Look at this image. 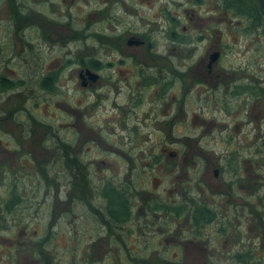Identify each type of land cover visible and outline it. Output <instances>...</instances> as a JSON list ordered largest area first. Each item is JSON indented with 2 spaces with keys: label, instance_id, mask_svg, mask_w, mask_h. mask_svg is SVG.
Masks as SVG:
<instances>
[{
  "label": "rangeland",
  "instance_id": "obj_1",
  "mask_svg": "<svg viewBox=\"0 0 264 264\" xmlns=\"http://www.w3.org/2000/svg\"><path fill=\"white\" fill-rule=\"evenodd\" d=\"M79 2L82 1L73 0L71 6L69 5L73 20L68 25L73 30L69 31L66 26L57 27L59 28L57 34L52 32L45 37L42 31L39 34L37 29L35 30L34 25L37 22L34 18H18L17 15L30 14L29 8H33L38 11L43 10L46 15L55 17L53 12H49L48 5H44L41 0H0V73L3 72L15 80H23L22 85L0 92V264H7V257L11 252L14 264H40L41 260H44L45 264H209V262L190 259L185 262L167 258V261H160L150 253L146 261L131 260L134 259V252L131 250L135 247L142 248L143 242H148L149 238L159 235L158 230H154L155 227L151 232L148 228L142 230L145 216L136 217L130 224L123 226L124 230L121 232L125 237L124 242L128 246L129 254L125 255L122 246L117 247H121L120 251L118 249L116 251L112 240L101 238L106 229L105 224L102 225L103 223L100 222V215L103 214L102 205H105L106 201H100L97 194L102 185L114 182L112 178L119 174L118 170L121 174H131L138 183L137 175L143 173L141 170L145 166L139 165L140 160L144 162L145 158L146 162L154 163L152 159L154 155L145 156V151L149 148L148 153L151 150L161 151L159 145L162 141L167 143L165 144L168 147L167 151H173L183 141L185 147L197 145L198 150L203 153L197 154L202 160L196 166L198 170H203L206 161H209L212 155L214 160H217L218 157L225 159L230 154H234V147L232 145L228 147L225 142L231 143L237 140V137L252 140L251 134L244 132L239 135L235 129L229 135L212 132V115H215L216 119L221 118L223 112L219 109H222L225 103L219 97L214 101L218 104L217 108L211 112L212 75H207L203 69L210 51L216 50L219 51L220 57L217 58L212 71L218 73L219 77H261L260 69L264 66V33L252 29L246 17L233 16L232 13L223 10L220 0H169L170 14L180 11V7L184 9L185 39L183 44L175 43L173 50L168 49L167 62H172L174 68L182 69L185 79L193 76L200 79L198 82L201 84L186 92L187 100L183 101L184 113L176 119L177 126L172 128L171 132L165 133L167 123H163L165 125L163 133L156 129V123H160L162 118L161 110L158 109L155 113L157 118L153 115L152 123L148 129H142L137 139L138 145L145 147L136 146L130 151L132 157L138 159L139 156V159L134 163H125L121 157L120 162H116L114 157L117 153L113 149L114 143L121 141L124 147L127 140L122 137L123 132H120V139L115 138L116 124L111 106L114 98L113 79L117 75L121 78L127 76L132 78L135 77L133 74L135 72L129 74L130 70L127 69L117 74L116 70L110 68L97 70L103 77L100 82L86 89L79 86L75 63L67 65L58 55L71 51L67 57H73L74 61L80 60L84 55L88 56L96 47L100 50L101 47L97 43L101 38L94 36V32L103 31V34L111 36L113 34L110 32H113L114 26L113 22H104L108 24L110 31L108 32L104 26V29L99 30L100 17L98 20L96 14L90 15L83 21L78 17L76 20L74 12L84 14L95 5L93 0ZM30 16L33 17V12ZM135 22L134 26L139 27L138 18ZM243 29L247 30L244 32ZM40 35H43L42 38ZM56 36L60 38L54 40ZM111 41L113 44V40ZM110 48L112 47L101 48L105 52L100 58L102 56L103 59H112ZM136 49V53L141 55L142 48L136 47ZM157 49H160L159 46ZM125 50L128 51V48ZM37 58L41 63L45 62L41 67L36 64ZM200 61L202 64L198 66ZM194 66L198 69L192 71L191 68ZM51 72L55 73V76L53 87L49 90L40 83L43 75ZM113 73L117 75L114 76ZM227 99H225L226 104ZM229 106L231 110L234 109L232 105ZM249 144L251 146L250 142ZM70 148L72 150L69 151ZM122 150L129 154L124 148ZM256 150L258 149L248 150L251 159L249 163L253 168L249 173H259L263 180L260 182L261 185L254 188L248 196L247 205L252 208L249 215L254 217L258 216L256 213L259 208L264 207V161L262 165L258 164L256 170L254 162L257 161V156L259 157ZM63 152H71V155L77 158L76 162L72 165L69 161H64ZM124 157L128 156L124 154ZM3 158L6 160L4 161ZM151 167L153 169L148 170L146 178L152 174L156 175L161 179V186L155 187L157 182L155 179L142 185L154 191L153 193H159L165 186L171 189V185L175 183L180 185L183 177L189 181L185 182L193 184L188 177H182L184 171L190 173L188 174L190 176L192 171L184 169L182 173V170H178L170 175L172 173L170 167L163 165L162 168L159 164H152ZM226 169L216 182L212 181V191L219 188L226 189L223 185L228 177ZM165 170L169 174L167 177L164 176ZM70 172L77 177L71 180L72 187L70 184L65 188L66 180L72 179ZM250 179L257 185L256 179ZM176 184L174 187L179 193L180 188ZM82 185L84 188L80 190ZM175 188H172V195L168 198L172 199L175 196ZM195 189L198 190L197 187ZM68 191L73 194L70 198ZM255 192L258 196H255ZM195 194L197 195V192L193 195ZM206 194L205 192L199 196L203 201L211 203L212 198ZM82 197L91 205L101 208L98 211L100 213L96 214L87 208L81 201ZM239 199V197L234 198V201ZM8 200H10L9 209H5L4 204L6 201L8 203ZM79 200L81 204L77 202ZM240 203L239 200L238 204ZM52 204L54 207L51 211ZM221 206L222 213L228 210L231 214L235 210L231 206H228V209L226 206ZM261 214L264 217V213ZM235 215L238 216V220L242 219L239 214ZM232 226H236L235 221ZM237 226L236 229L242 231V237L254 234L252 226L246 231L248 226L241 220ZM184 227L178 221L168 226L167 234L162 237L168 236L172 239L177 236L179 229L183 230ZM220 231L215 232V228L210 231L215 238L213 241L209 240L211 246L214 243L217 250L224 251L223 255L217 251L220 254L214 263L237 264L234 259L227 258L229 251L223 242L225 239H230V236L237 237L236 234H223ZM152 232H156V235L151 236ZM227 243L229 244V240ZM171 248L168 243L161 247L152 246V250L159 249L165 257L171 254ZM85 249L88 255L82 259L80 253Z\"/></svg>",
  "mask_w": 264,
  "mask_h": 264
},
{
  "label": "flooded vegetation",
  "instance_id": "obj_2",
  "mask_svg": "<svg viewBox=\"0 0 264 264\" xmlns=\"http://www.w3.org/2000/svg\"><path fill=\"white\" fill-rule=\"evenodd\" d=\"M41 1L44 5L49 6V12H53L52 14H54L56 18L46 15L43 10L38 11L33 8H29V12H33V17L30 16L31 12L30 14L19 13L17 17H24V19L34 18L37 22V24L34 25L35 30L37 29L39 34L42 31L45 37L52 32L57 34V30L60 27L66 26L69 31L73 30L72 27L68 25V23L73 20L71 11L69 10V5L71 6L73 0ZM75 1L89 2L91 0ZM93 3H95V5L88 11H85L86 13L74 12V15H76V20L78 17V19L83 21L90 15L96 14L98 20L100 17L99 21L101 26L99 30L106 27L108 32L110 31L109 26L104 22L114 23L113 32H110L113 35L107 36L103 34V31H96L93 34L103 40L101 41L100 39V42L97 43L101 48H105V46L112 47L109 52H111L110 54L113 55V58L103 59L102 56L100 58V55L105 51L101 48L98 50V47L88 56L84 55L81 57L80 60L73 61V57H67L71 54V51L67 53L63 52L62 55L58 56L62 60H65L64 62L67 65H73L75 63L77 77L79 72L85 69H89V71L95 74L97 73L94 79H90L84 74L78 77L79 86L84 89L95 85L103 79L99 72L103 69L110 68L116 70L117 74L127 69L130 70L129 74L135 72L133 73L135 77L132 78L131 76L121 78L116 73H113V75L116 74L117 77L113 79L112 86L114 98L111 105L113 107V117L116 124L115 138H119L121 135L120 132H123L124 136L122 137L127 140L124 143V147L121 141H116L114 143L113 149L116 150L117 153L114 159L116 162H120L122 157L125 163H134V161L136 162L139 159V156L138 159L132 157L130 151L136 146L140 148L144 146L138 145L137 139H139L142 129H148L152 123L153 115L157 118L155 115L156 111L158 109L161 110L160 115L162 117L160 123H156V129L163 133V126H165L163 123H167V126H165V133H168V131L171 132L172 128L177 126L176 124L178 122L176 119L184 113L183 101L187 100L185 98L186 92L195 89L197 84H201L198 82L200 79H196L193 76L185 79L182 69L174 68L172 67V62H167L168 49L171 48V50H173L175 43L177 45L179 43H184V9L180 7V11L170 14L169 0H93ZM137 18L140 22L139 27L134 26L136 25L135 21ZM35 21H33L34 24ZM42 36L43 35H40L41 38ZM58 38L60 37L56 36L54 40ZM111 40H113L114 45ZM158 46L160 48L159 50L157 49ZM136 47L142 48L141 55L136 53ZM125 48H128V51L125 50ZM217 52V58H219V51ZM158 58L160 60H158ZM217 58L215 62H212V65L211 63L208 65V62H206L203 69L207 75H212L211 112L217 108L216 106H218V104L214 101L219 97H221L222 102L225 103L223 108L219 109L223 112L221 118L216 119L215 115H212V132L216 131V133L219 134L227 133L229 135L232 134L231 131L234 132L235 129L239 135L244 132L251 134L252 140L248 141L247 139L244 140L243 138L237 137V140L231 143L224 141L228 147L230 145L234 147V154H230V156L225 159L218 157L217 160H214L212 155V158L206 161L207 166L204 163L205 166L203 170H198L196 166L200 163V160H202L199 155H197L202 152L198 150L197 145L193 144V147H185V142L183 141L173 151H167L168 147L165 145L167 143L162 141L159 145L161 151L152 152L151 150L148 153L150 148L148 151H145V156L154 155L152 158L154 163L146 162L147 159L144 157V162L140 160L141 163H139V165L144 164L145 166H143L144 169L141 170L143 173L137 175V179H139L138 183L136 179L131 177V174H121L120 170H118L119 174L112 178L114 180V197L112 200L114 201V210L117 213V219L112 223V231H108V228L105 226V234H103L101 238L105 237L108 240H112L116 251L117 249L120 251L121 247H117L122 246L124 249L123 252L127 256L129 254V249L124 242L125 237H123V232H121L124 230L123 226L125 224H130L136 217L140 218V216H145V222L141 227L142 230L144 231L148 228L151 232V229L155 227L154 230H158L159 234L156 237L149 238L148 242H143L142 248L135 247L134 250H131L134 252V259L131 258L133 261L136 259L146 261L150 253V255L156 257V259L160 261H167L168 259L177 262H185L190 259L192 261L200 260L204 263L209 262V264H215L214 262L217 261L216 257L220 254H218L217 251H220L222 255L224 252L220 249L217 250L214 247L216 245L212 243L211 246L209 242L210 239H212V241L215 239L213 238V232L212 234L210 232L212 228H215V232L221 230L223 234L230 233L236 234L235 236H237H230V239H225V241H223L224 245H227V251H229L227 257L229 260L234 259L237 264H264V217L261 214L264 213V207L259 208V211L256 213L258 216L254 217L249 215L252 212L250 211L252 208L250 205H247L249 201L248 196H250L253 189L258 188L261 185L260 182L263 181L259 173H249V171H253V168L252 164L249 163L251 159L249 158L248 150H250V148L258 149L256 152L259 157L257 156L258 159L254 162L257 170L258 164L262 165L264 161V66L260 69L262 73L261 77H219L218 73L212 71L217 62ZM36 60L37 63H35L40 67L41 64L45 63L44 61L41 63L38 58ZM169 64L171 65L169 66ZM201 64L202 62L200 61L198 66ZM196 66L192 67L191 70H197L198 68ZM47 74L49 73H45L43 77ZM169 74L171 76L168 77ZM2 77L5 79H14L6 76L3 72L0 73V78ZM40 85L42 84L40 83ZM226 98H228L227 104L225 101ZM229 105H232L234 109L231 110ZM69 106L72 107V105ZM195 116L198 117L197 114H195ZM5 148L6 147H4V149ZM123 148L127 150L129 154L124 153L122 150ZM55 149L57 150L58 147ZM196 149L198 152L195 151ZM70 150H72V148H70L69 151ZM123 153L128 157H124ZM163 153L165 154L161 157L160 155ZM184 154L186 156H184ZM63 155L65 156L64 161H69L72 165L76 162L77 158L72 156L71 152H63ZM3 160L5 161L6 159L3 158ZM169 160H171L170 163ZM222 161H225V163L222 164ZM152 164H159L161 167L163 165L170 167V171L172 172L170 175H173L174 171L178 170H182V173L184 169L192 171L191 176L188 175L190 173H185L184 171L182 177H188L189 180H192L193 184H189V181L187 179L185 180L183 177L180 185L175 183L176 186L180 188L179 193L174 187L175 184L171 185V189L165 186L159 193H153L154 191L146 189V187L142 185L144 182L149 181L150 183L151 180L155 179L157 181L155 187L161 186V179L157 178L156 175L152 174V176L146 178L148 170L153 169L151 167ZM162 168L159 169L162 170ZM225 168H227L226 170L228 171L226 182L223 183L226 189L219 188L216 191H212V181L216 182ZM70 169H72V167H70ZM129 171L130 169H128V172ZM70 174L72 179L66 180L65 188L68 185L70 186V184L72 187L73 182H71V180H73L75 176L77 177V175H74L72 172H70ZM168 175V171L165 170L164 176L167 177ZM250 178L256 179L257 185L253 184ZM253 185L255 186L252 187ZM195 187H197L198 190H196ZM172 188L176 189V197L174 196L175 198L173 197L171 199L168 198V196L172 195ZM195 192H197V195H193ZM205 192L207 196L212 198L211 203L205 202L200 198L199 194L202 195L205 194ZM67 194H69V198L73 195L69 193V191ZM213 196H215L217 200H215ZM255 196H258V194L256 193ZM97 197H99L100 201L104 200L100 192L97 194ZM238 197L241 201L240 204H238L239 200L234 201V198ZM81 199V201L85 203V206L92 212H96L97 214L101 209L94 204L91 205L84 197ZM8 202H10V200H8ZM77 202L80 203V200ZM235 203L238 205H232ZM7 204L6 201L4 204L5 209H9L10 204L8 206ZM221 205L226 206L227 209L228 206H231L235 210H233L231 214L228 210H224V213H222ZM13 206L15 207V204ZM50 207L52 211L54 207L53 204L50 205ZM102 208H104V205H102ZM196 209H200L203 215H195L197 221H194L192 214H194ZM207 211H209L207 215L209 218L204 216L203 213ZM234 212L235 214H239L242 219L239 218L238 220V216H236ZM240 220L248 226V228L246 227V231H249L252 226L253 235L248 237L241 236L242 231L236 229ZM178 221L181 222L182 227L185 226L184 229L180 230L177 228L179 229L177 232L178 234L176 233L177 236L172 239H169L168 236L162 237V235L167 234L166 229L168 226L170 227ZM233 221H235L236 226H232ZM102 225H104V223ZM156 232H152L150 235L155 236ZM210 236L211 238H208ZM227 240H229V244ZM167 243L172 248L171 254L169 253L166 257L159 249L152 250V246L159 245L161 247L163 244L167 245ZM12 255L13 253L11 252L9 257H7V264H14V259L11 258ZM80 255L82 259L84 256H87L86 249L83 250ZM17 259L19 260V258ZM40 264H45L44 260H41Z\"/></svg>",
  "mask_w": 264,
  "mask_h": 264
},
{
  "label": "trees",
  "instance_id": "obj_3",
  "mask_svg": "<svg viewBox=\"0 0 264 264\" xmlns=\"http://www.w3.org/2000/svg\"><path fill=\"white\" fill-rule=\"evenodd\" d=\"M220 4L223 10H225L228 13L229 12L232 13L233 16L239 17L240 15H242L243 17H246L249 23H251L252 29L256 31L258 30L264 33V0H220ZM259 28L261 30H259ZM246 30H244V32ZM54 76H55V73L51 72L47 74L46 76H44L43 78H41L42 79L41 86L51 90V88L53 87ZM22 83L23 81L20 79L11 80V79H5L2 77L0 78V92H2V90L4 89L5 90L12 89L14 86L22 85ZM83 188L84 186L82 185L80 190H83ZM113 188L114 186H113V183L111 182V183H108L107 185L101 186L99 190L100 195L103 196L104 201H106V204L104 205V208L102 209L103 214L102 216L100 215V220L108 228V231L113 230L112 223L115 221V219H117V213L114 210L115 209L114 201L112 200V198L114 197ZM9 203L10 202H8L7 206L9 205ZM203 213H204V216L207 217V215L209 214V211L203 212ZM197 214L203 215L200 209H196L194 211V214H192L194 221H197V219L195 218V215Z\"/></svg>",
  "mask_w": 264,
  "mask_h": 264
},
{
  "label": "water",
  "instance_id": "obj_4",
  "mask_svg": "<svg viewBox=\"0 0 264 264\" xmlns=\"http://www.w3.org/2000/svg\"><path fill=\"white\" fill-rule=\"evenodd\" d=\"M218 57V52L217 51H210V53L208 54V59L206 60L208 62V65L212 62V61H216L215 59ZM86 75L87 77H89L90 79H94L96 78V74L89 71V69H85L84 71H80L78 77H80L81 75Z\"/></svg>",
  "mask_w": 264,
  "mask_h": 264
}]
</instances>
